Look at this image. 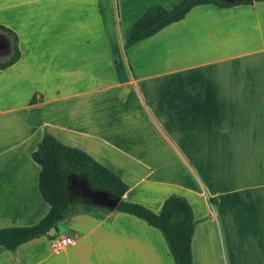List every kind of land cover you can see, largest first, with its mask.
Here are the masks:
<instances>
[{"label":"crops","instance_id":"0c3cea01","mask_svg":"<svg viewBox=\"0 0 264 264\" xmlns=\"http://www.w3.org/2000/svg\"><path fill=\"white\" fill-rule=\"evenodd\" d=\"M179 1L0 0L20 53L0 70V230L49 212L31 153L51 135L118 176L127 202L157 212L172 194L186 199L193 264H264V2L194 7L124 50L149 6ZM0 41L3 62L12 39ZM57 238L74 243L55 250ZM0 264L174 261L158 229L98 212L14 252L0 246Z\"/></svg>","mask_w":264,"mask_h":264},{"label":"trees","instance_id":"16d2710c","mask_svg":"<svg viewBox=\"0 0 264 264\" xmlns=\"http://www.w3.org/2000/svg\"><path fill=\"white\" fill-rule=\"evenodd\" d=\"M255 2H264V0L233 3L224 0H180L170 9L153 4L132 25L124 50L182 20L194 7L212 5L218 8H231L252 5ZM0 32L12 39L11 57L6 61H0V70H3L16 63L20 53L16 34L1 25ZM33 101L34 99L31 100L32 103ZM31 158L40 167L38 189L49 206V212L34 226L1 229V247L14 252L22 244L46 235L53 226L74 215L122 212L135 216L158 229L164 237L174 264H193L191 240L196 221L191 206L183 197L170 195L157 212L140 204L127 202L122 197L128 188L118 176L86 153L61 144L51 135L42 136L36 150L31 153ZM70 177L85 179L92 190L105 191L119 197L117 208L108 211L91 205L87 199L80 196L79 190L71 186V182L68 181Z\"/></svg>","mask_w":264,"mask_h":264},{"label":"water","instance_id":"95a60500","mask_svg":"<svg viewBox=\"0 0 264 264\" xmlns=\"http://www.w3.org/2000/svg\"><path fill=\"white\" fill-rule=\"evenodd\" d=\"M228 3L242 2L247 0H224ZM68 181L71 182V186H76L80 191V196L87 199V201L99 208H104L108 211H114L120 201L119 197L113 196L112 194L105 191L92 190L85 179L78 177H70Z\"/></svg>","mask_w":264,"mask_h":264},{"label":"built area","instance_id":"2783aa9c","mask_svg":"<svg viewBox=\"0 0 264 264\" xmlns=\"http://www.w3.org/2000/svg\"><path fill=\"white\" fill-rule=\"evenodd\" d=\"M52 247L55 250H61L66 246L72 245L74 243V240L71 238H57L52 240Z\"/></svg>","mask_w":264,"mask_h":264},{"label":"rangeland","instance_id":"374dc122","mask_svg":"<svg viewBox=\"0 0 264 264\" xmlns=\"http://www.w3.org/2000/svg\"><path fill=\"white\" fill-rule=\"evenodd\" d=\"M115 18H116V16H115ZM0 53L6 54L5 45L1 41H0Z\"/></svg>","mask_w":264,"mask_h":264},{"label":"flooded vegetation","instance_id":"af4514ba","mask_svg":"<svg viewBox=\"0 0 264 264\" xmlns=\"http://www.w3.org/2000/svg\"><path fill=\"white\" fill-rule=\"evenodd\" d=\"M73 188H75V189H77V190H79L76 186H73Z\"/></svg>","mask_w":264,"mask_h":264},{"label":"bare ground","instance_id":"6f19581e","mask_svg":"<svg viewBox=\"0 0 264 264\" xmlns=\"http://www.w3.org/2000/svg\"><path fill=\"white\" fill-rule=\"evenodd\" d=\"M243 264V263H242Z\"/></svg>","mask_w":264,"mask_h":264}]
</instances>
